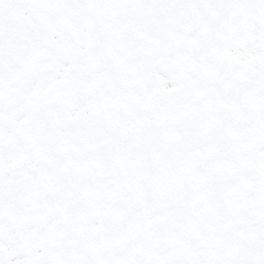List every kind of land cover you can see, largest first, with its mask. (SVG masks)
I'll use <instances>...</instances> for the list:
<instances>
[{
	"label": "snow or ice",
	"instance_id": "1",
	"mask_svg": "<svg viewBox=\"0 0 264 264\" xmlns=\"http://www.w3.org/2000/svg\"><path fill=\"white\" fill-rule=\"evenodd\" d=\"M0 264H264V0H0Z\"/></svg>",
	"mask_w": 264,
	"mask_h": 264
}]
</instances>
